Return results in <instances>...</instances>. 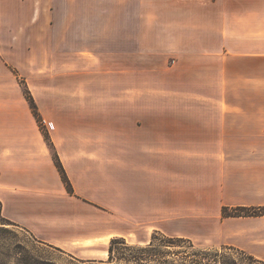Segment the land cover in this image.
I'll list each match as a JSON object with an SVG mask.
<instances>
[{
    "label": "crops",
    "instance_id": "1",
    "mask_svg": "<svg viewBox=\"0 0 264 264\" xmlns=\"http://www.w3.org/2000/svg\"><path fill=\"white\" fill-rule=\"evenodd\" d=\"M252 3V13L242 19L231 15L230 0H0V26L48 27L52 35L45 62L40 56L32 61L35 72H43L44 65L50 73L61 67L88 93L77 101L50 98L49 105L70 107L46 119L74 195L41 133L8 148L5 133L0 134L4 216L51 246L69 241L93 246L101 239V208L91 205L95 209L82 213L76 200H100L102 171L118 179L112 171L119 168L113 135L121 132L128 200L135 195L136 202L150 204L170 196L174 218L211 224L223 219L229 222L223 226L228 241L264 260V214L223 215L224 209L264 211V156L259 157L264 154V108H257L264 98L237 96L264 93V0ZM135 11L140 12L135 16ZM233 20L239 30L231 27ZM86 26L110 29L94 30L95 40L86 46ZM103 32L109 37L104 43ZM87 50L97 56L90 60ZM3 59L17 65L0 37ZM234 118L259 122L258 129H231ZM98 135L99 142L110 138V152L94 150L89 138ZM232 138L241 142L235 161H230ZM246 147L253 150V160H246ZM88 170L99 171L97 196L80 188ZM114 192L111 186V196ZM149 207L161 214L158 204ZM126 213L135 216L128 202Z\"/></svg>",
    "mask_w": 264,
    "mask_h": 264
},
{
    "label": "rangeland",
    "instance_id": "2",
    "mask_svg": "<svg viewBox=\"0 0 264 264\" xmlns=\"http://www.w3.org/2000/svg\"><path fill=\"white\" fill-rule=\"evenodd\" d=\"M230 2L231 15L234 13L240 15L242 19H246L247 14L252 13L251 5L253 6V0H230ZM239 3H242L240 11L238 8ZM139 12L140 11H135V16ZM232 26L237 30L241 28V25L234 20L233 24H231V27ZM47 28L48 27L0 26V37L3 40L6 54L17 62V65L13 66L8 65L4 59L3 61H0V134L3 135V133H5L7 148L15 141L21 140L23 137L25 139L21 141L34 139L37 133H41L45 138L43 134L44 130L49 134L50 139L52 140L46 122V119H48L47 116L53 113L61 115L63 113L60 112V108L69 109L70 106L62 105L61 103L59 104L62 106L49 105L51 103L49 100L50 98H56L59 100L62 98H70L77 101L79 97H84V94L88 95L84 88L79 89L80 83L78 82L77 77L69 76L68 78L63 74L61 67L55 72L50 73L47 71L46 65H44L43 72H35V69L32 66L33 59L40 56L43 58V62H45V59L48 56L49 50L47 44L49 45V40H51L52 35L50 32L48 34ZM100 28H102L103 31L104 29H110V27L105 26L85 27L87 30V35L85 37L86 46H89L94 42L93 40L95 39L93 37V32ZM55 29L58 33L61 31V27H55ZM136 30L139 32L137 25H135V31ZM261 31H264L263 24L261 25ZM103 34L106 33L103 32ZM101 40L104 43L109 40V37H107V34L103 35ZM30 51H33V57L30 54ZM87 51L88 52H86L85 55L90 60H93V57L97 56L93 51ZM2 85L5 86V89L2 88ZM63 85H65L66 90L62 88ZM28 91L37 104L44 130L40 129L38 122L33 116L29 101L26 97ZM237 96H259L264 98V93L255 95L250 92L241 91L237 93ZM76 103L77 102H75L72 108H78ZM257 108L263 109L264 106ZM245 119V121L238 118L231 120V129H237L238 125L240 127L245 125L246 130L255 132V129H258L257 124L259 122H256L255 126L254 122L248 121V118ZM94 124L96 125L98 133H101L100 135L102 136L100 122ZM100 135L96 136L97 138H89L91 141L90 143L94 145V150L96 149V151H98L102 149L103 151L107 150V152H110V138L106 139V141L99 142L101 139ZM113 137L117 138L118 141L117 163L119 168L112 171L117 174L118 179L116 180L115 178L114 180H110V171H102V183H100L102 193L98 196L100 197V200L98 202H90L87 199L76 200V208L82 213H87L89 209H95L94 207L101 208V239L90 247H84L71 241L67 244L60 245L59 247L51 246L43 243L29 230L16 223L17 226L10 225L0 232V263L82 264L79 261L107 260L109 254L104 257V253H108V246L110 243L105 242L107 237H110L111 235H113L112 238L124 237L130 243L145 245V243L151 240L155 231L168 237H174L175 239L181 238L192 242L195 250H205L214 254L215 257L213 259V264H219V255L225 258L227 264L256 263L255 260L252 262L248 258L250 256L249 253L246 254L240 251L236 245L231 244V242L228 241L229 234L224 232L223 226L227 225L229 222H226L223 219L219 221L214 220V224H211L209 222L203 223L200 219L195 218H174L172 214H169L168 209L173 200V197L170 196L163 197L158 202L150 203L153 207L158 204L161 208L160 215H157V212L154 209H150V204L147 201L136 202L137 196L135 195H131L128 200L125 185L124 133L117 132ZM95 140L98 142H95ZM115 141L116 140L112 141L113 150H116V147L114 146ZM260 146L262 147V153H264V140ZM240 147L241 142L239 139L232 138L230 161L237 160V157H239L238 149ZM49 148L54 156V154L57 153L56 149ZM258 150L260 151L259 148ZM249 152L246 147V160H253L255 154L251 149ZM107 156L110 157V153H108ZM260 156H264V154L260 153L259 157ZM106 161H110V159H106ZM98 173L99 171L97 170H88V176L80 180L79 185L84 193L97 196V193L94 190L97 191ZM231 173L235 174L236 171L231 170ZM111 186L115 189L112 196L110 194ZM127 202L131 207V214L135 212L134 218L132 216L127 218ZM91 205L94 207L91 208ZM134 205H138V207L136 208ZM232 223L235 228L239 226L237 225V221ZM181 245L179 244L171 249L173 251L171 256L174 254L171 259H177V264H181L183 262L182 258H185V256H192L188 247L189 245L186 243H182ZM256 259L261 260L259 258Z\"/></svg>",
    "mask_w": 264,
    "mask_h": 264
},
{
    "label": "trees",
    "instance_id": "3",
    "mask_svg": "<svg viewBox=\"0 0 264 264\" xmlns=\"http://www.w3.org/2000/svg\"><path fill=\"white\" fill-rule=\"evenodd\" d=\"M26 97L27 100L29 101L30 108L34 118L38 122L40 129H43L42 120L40 113L38 111L37 104L29 91ZM43 134L45 136L48 146L55 149L49 134L45 132V130ZM53 158L68 193L70 195H74L75 191L73 185L67 175V172L58 154L55 153ZM263 214H264L263 210H257V209H251V210L237 209V211H232V212H229L228 210L224 209L223 211L224 216H259ZM10 225L17 226L16 223H14L13 221L9 220L4 216L3 202L0 200V232L5 230L6 229L5 227H8ZM182 243H186L189 245L188 247L192 253V256L190 257L185 256V258H182L183 262L181 264H213V259L215 257L214 254L205 250H199V251L195 250L192 242L183 240L181 238L175 239L174 237H168L162 235L157 231L153 233L151 240L145 243V245L130 243L124 237H114L111 239L108 246L109 257L107 260H87V261H79V262L82 264H177V259H171V257L174 255L173 254L171 256L173 252L171 249L178 246L179 244L181 245ZM218 258H219L218 260L219 264H227L224 257H221L219 255ZM248 258L252 262H254L255 260L256 261L255 264H264V260H257L255 257L251 255ZM0 264H17V263H0ZM48 264H57V263H48Z\"/></svg>",
    "mask_w": 264,
    "mask_h": 264
}]
</instances>
